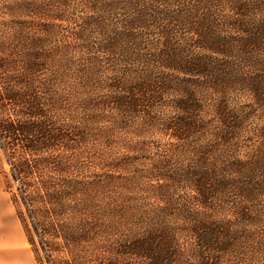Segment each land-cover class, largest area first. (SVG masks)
Returning <instances> with one entry per match:
<instances>
[{"label":"trees","instance_id":"1","mask_svg":"<svg viewBox=\"0 0 264 264\" xmlns=\"http://www.w3.org/2000/svg\"><path fill=\"white\" fill-rule=\"evenodd\" d=\"M75 1L43 4L52 13L48 15L49 29L39 31L44 35L14 39L4 24L7 31L0 40V147L17 181L31 177L43 181L45 172H50L49 178L46 174L48 181H66V160L51 150L66 146L59 128L65 124L57 125L52 118L54 107L64 100L53 78L54 68H78L87 57L75 58L70 51L79 47L66 45L69 54L65 58L60 46L52 48L54 55L48 58L43 45L63 42L57 37L61 26L57 21L62 20L65 10L70 18L79 11ZM84 1L89 9L80 10L88 13L80 24L84 39L91 43L92 33L101 35L102 46L96 50L110 55L90 57L88 72L99 69L101 75L82 86L80 100L85 102L78 104L89 107L84 108V114L90 118L81 121L91 127L97 121V126L105 122L106 108L115 105L117 118L108 126V135L131 127L168 135L170 140L163 143L158 160L163 165L154 175L168 181L153 197L132 195L111 200L113 205L107 203L113 214L110 218L99 217L95 210L92 220L83 217L76 223L66 222V231L61 224H52L59 236L66 233L67 258L51 259L52 250L46 245L49 262L264 264V124L253 130L248 125L255 116L254 107L264 109V0ZM65 3H73L74 8L66 9ZM163 18L179 25L162 22L158 27L161 31H155L157 19ZM177 26L195 35L191 46L177 40L173 33ZM159 32L164 37L163 46L153 51L143 49L145 37L153 39ZM17 33L21 31L17 29ZM157 60L173 72H164L163 77L149 74L137 81L129 76V81L119 79L118 72L124 75V69H117L116 62L121 66L123 62ZM105 61L116 71L110 82L107 80L113 73L106 75ZM45 72L52 82L51 77L47 81L43 78ZM210 89L222 92L221 96L211 99ZM239 92L250 95L251 101L243 104L249 109L230 107L228 98L232 103L231 93ZM69 93L64 95L77 99ZM170 95L175 97L169 99ZM168 103L175 111H162ZM74 114L70 112L77 118ZM60 115L66 116V110ZM89 130L86 135L82 131V139H91ZM68 145L72 146L71 142ZM130 159H123L124 163ZM184 187L195 194L174 196V191ZM41 188L50 201L44 213L64 206L62 195L50 193L49 185ZM28 240L37 254L33 240ZM83 242L87 246L76 252L70 249ZM38 262L42 264L40 259Z\"/></svg>","mask_w":264,"mask_h":264},{"label":"rangeland","instance_id":"2","mask_svg":"<svg viewBox=\"0 0 264 264\" xmlns=\"http://www.w3.org/2000/svg\"><path fill=\"white\" fill-rule=\"evenodd\" d=\"M49 1L50 0H0V40H3L4 31H7L4 24L10 27L12 32L10 36L14 39L19 40L23 37L24 39H31L32 36L44 35L39 33V31H46L49 29L47 25L50 22L48 15L52 13H50L49 8L43 7V4H48ZM65 5L66 9L74 8L73 3H65ZM74 5L76 6V10H79L77 13H73L70 18V16L66 17L65 10L61 13L62 20L57 21L58 24L61 25L60 28L58 27L59 34L57 37L63 42L49 41L47 47L46 44L43 45L44 49L47 50L45 53H47L48 58H50V56L53 57L54 51H52V48L56 46L61 47V52L64 53L65 58L66 54H69L66 45L68 47H79V50L70 51L75 58L81 56L87 57L86 63L81 67H66V69L64 68L61 71L54 68L53 78L57 80V86L61 88L60 90L64 100L59 104L60 106L56 105L54 107L52 118L53 120L55 119L56 122L58 121L57 125L65 124V126L61 125L59 128L63 129L61 133L63 137L61 136L60 139H66V146H54L51 150L58 155L62 154L64 160H66V181H59V178H55L54 181H48L49 179H46V174L49 178L50 172H45L46 174L43 175V181H39L36 177H31V179L25 181H17L12 177L13 169L7 160L5 152L0 147V181H4V189L13 202L27 238H31L35 244L34 247L36 248L37 254L35 253L34 255L35 258H37L36 261L38 264L40 263L38 262L39 259L42 264H52L49 262L47 256L48 252L46 245H49L52 250L51 259L66 261V233L59 236L54 231V225L52 224H61L63 231H66V222L71 221L76 223L80 218H90V216L95 213V210L99 217L110 218L113 215L112 211H109L110 205H113L111 204V200L114 201L120 197L132 195L153 197L154 194L157 195L158 187L165 186V181H168L164 178H160V176H154L155 172L160 171L159 167L163 165V163H159L158 160L163 153V143L170 140L168 135H163L155 131L149 132L148 129L145 131H134L132 127L127 132L115 130V134L108 135V133H110L108 132V126L111 127L113 124L111 121L117 118V109L115 110L114 108L115 105L106 108V112L102 117L105 122H101L97 124V126V121L92 127L85 123L84 120L83 122L81 121V118H90V116H85L84 114L87 112L84 108L89 107L86 106V104H78V102H85L84 100H80L83 99L81 94L82 86L90 85V81L94 78H99L101 75L99 74L101 72L99 69L88 72L87 67L90 57L107 58L110 54L102 50H96L97 47L99 48L102 46L101 35L97 37V34H91L90 40L95 43H88V41L84 39L85 34L83 35L80 24L83 23V18L88 13H81L80 10L85 11V9H88L86 7L88 3L84 0H76ZM162 22L165 24H175L172 20H164V18L157 19L155 31H161L158 27ZM176 25L179 24L176 23L175 26ZM17 29L20 30L21 33H17ZM173 33L179 42L185 43L186 41L190 46L192 42L191 38L195 37L191 31H180V27H178V30L175 29ZM155 34L156 37L153 39H147V37H145L142 46L143 49L146 47L153 51L163 46L164 37L162 33L159 32V34ZM49 46L51 50L48 49ZM88 46H92V48L89 49ZM84 51L88 52L85 53ZM201 52L206 51L202 50ZM119 53L120 52H118V55ZM215 55L220 56V54ZM105 65L106 67H104V70L106 69L107 71L106 75H110V72L113 73L107 80V82H110V78L114 76L116 71L108 65L107 61H105ZM97 67L101 69L100 62ZM116 68L124 69L122 72L125 76L118 72L121 81H125L128 76L131 77L130 79L136 80L146 79L149 74H153L154 77H163L164 72H173L172 69L164 68L158 60L157 63H147L145 61L142 63H139V61H132L130 63L123 62L121 66L116 62ZM42 76L46 81L51 77L47 72L42 74ZM50 82H52V77ZM66 92H70L69 94L71 96L76 95L78 100L66 97V95H64ZM208 92L211 99L219 98L222 93L214 89H210ZM208 92L204 93V96L206 94L208 95ZM226 94L227 97H229L228 92ZM231 96V98L234 99L231 103L228 98L230 107L247 106L244 108L246 110L249 109L248 105H243L251 101L249 94L239 92L231 93ZM171 97L174 98L175 96L170 95L169 99ZM64 101L66 102L65 104ZM170 105L171 103H168L166 107L162 108V111L167 113L175 111L174 107ZM254 108L255 116L248 122L249 128L252 130L264 124V109L258 108L256 110L257 107ZM65 110L66 116L60 115L62 112H65ZM71 111L75 112L74 115H76L77 118H73L72 115H70ZM72 127L76 129H72ZM93 127H102V130L98 128L93 130ZM88 128H91V130L88 131V136H91V139H89V137L82 139V131L86 135ZM69 142H71L72 146L68 145ZM129 158L133 159L124 163L123 159ZM45 184L49 185L50 189L48 191H50V193H55L56 191L58 195H62L65 201L62 208L59 207L54 209V211L52 210L53 215L52 213L47 214L43 212V209H47L50 203L48 196L41 188ZM149 192L151 193L149 194ZM180 193L185 194L186 197L195 194L193 190L184 187L183 190L174 191V196H178ZM56 211L59 213L58 215H55ZM92 218L89 220H92ZM61 221L63 222L60 223ZM40 234L43 235V238L40 237ZM81 246H87V242L72 247L70 246V249L76 252ZM31 247L33 250L32 245Z\"/></svg>","mask_w":264,"mask_h":264},{"label":"crops","instance_id":"3","mask_svg":"<svg viewBox=\"0 0 264 264\" xmlns=\"http://www.w3.org/2000/svg\"><path fill=\"white\" fill-rule=\"evenodd\" d=\"M0 264H38L4 181H0Z\"/></svg>","mask_w":264,"mask_h":264}]
</instances>
